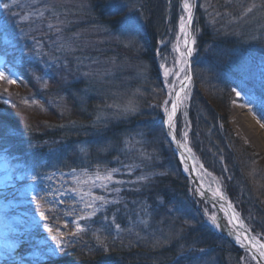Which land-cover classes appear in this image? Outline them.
Returning <instances> with one entry per match:
<instances>
[{
  "label": "trees",
  "instance_id": "trees-1",
  "mask_svg": "<svg viewBox=\"0 0 264 264\" xmlns=\"http://www.w3.org/2000/svg\"><path fill=\"white\" fill-rule=\"evenodd\" d=\"M45 2L49 5V0ZM54 2L52 0L50 5ZM113 2L86 0L87 7L58 4L59 18L68 16L70 22L58 29H48L47 24L53 21V17L44 15L40 19L43 26L28 28L26 47L25 44L20 49L15 45L4 46L10 60L7 67L16 83L0 79V151L12 164L16 163L23 177L75 168L81 166V160L84 165L100 163L118 169V165L124 162L114 161L116 156L124 157L133 165L139 163L138 167H145L147 162L154 166L156 155L150 161L149 156L138 154L143 139H137L132 144L134 150L128 153L116 140L125 133L126 137L135 136L140 130L146 132L147 137V126L153 119V109L147 98L141 99L139 106L143 104V107L131 113L126 112L110 92L114 90L125 96L140 89V94L150 93L143 81L158 78L159 52L167 47L166 39L173 41L169 37L177 32L180 0H120L126 5L120 12L112 11ZM196 4L192 26L196 44L187 108L189 119L184 122L182 113H179L176 132L179 137V130L185 124L190 128L188 146L205 168L220 175L224 173L221 168L232 172L229 183H222L226 184L224 195L246 220L249 230L263 238V230L250 215H261L264 201L257 197L255 189L259 186L249 174L256 167V176L264 178V161L255 162L258 167L253 163V159L259 158L252 156L249 147L233 135L227 116L233 88L256 100L264 99V58L261 56L264 54V0H197ZM13 15V10H9L7 21L11 24L14 23ZM129 15L139 18L142 24L131 41L120 30L124 18ZM58 37L68 39L63 43L71 45L74 52V55L70 53L71 68L66 66L61 76V73L46 71V62L39 65L42 58H28V55L39 52V49H33L40 44L49 54ZM29 39L35 44L31 46ZM51 50L57 59H62L57 52H71L54 46ZM102 60L111 63L105 68L100 65ZM34 66L39 68L40 85L47 78L48 83H53L47 90L39 88L38 79L33 78L31 68ZM106 69L109 75L115 74V83L105 75ZM82 71H86L84 76ZM89 75L92 77L88 81ZM32 89L39 90L36 93ZM49 90L53 94L49 95ZM23 93L30 95L31 99H38L41 109L47 105L48 116L42 114L44 116L39 119H29L23 115ZM158 115L163 119V111ZM82 145L86 147L85 152L81 151ZM157 156L161 161L155 163L153 171L150 169L145 173L146 180H133L117 186L120 190L117 191L114 211L117 222H124L126 217L133 219L136 206L147 211L151 222L145 228L147 242L114 240L105 247L73 242L61 252L62 259L68 264L78 260L82 264H187L190 257L197 254V251L188 253V249L195 246L219 250V254H213L216 260L219 264H228L223 249L245 253L204 222L198 204L210 203L193 193L194 186L189 176L183 173L172 147L165 145L162 154ZM172 160L176 164L175 173L167 169ZM146 168L150 167L146 165ZM157 171L160 173L156 174ZM237 199L245 202V207L252 213L237 204ZM124 209L130 210V216H123ZM260 217L264 219V214ZM158 224L162 229L172 231L169 236L164 235L161 243H156L152 234Z\"/></svg>",
  "mask_w": 264,
  "mask_h": 264
},
{
  "label": "rangeland",
  "instance_id": "rangeland-1",
  "mask_svg": "<svg viewBox=\"0 0 264 264\" xmlns=\"http://www.w3.org/2000/svg\"><path fill=\"white\" fill-rule=\"evenodd\" d=\"M193 1L194 0H192V2ZM207 1L208 0H206V2ZM51 2L52 0H49L48 5L45 0H0V49H2L3 46L15 45L16 43L19 45L20 48L21 46L23 47V44H25L26 47L28 34L30 33L28 31V28L32 30L40 26V19L44 15L48 17H53V21L47 24L48 29H51L53 27L58 29L64 23L70 22L71 19L68 16L67 18L64 17L65 19L59 18L58 10L56 8L58 4L64 5L72 3L75 6L77 5L78 7H84L87 5L86 0H55L52 6L50 5ZM5 3L10 5L8 9H4L2 7V5ZM181 3L182 0H180V4L178 5L177 32L173 37H169L173 38V41L166 39L168 42L167 47L162 51V53L159 52L158 78L153 79V81H143L145 82L143 86L149 87L150 93L140 94V89H138L137 92H132V94L130 93V95L126 93L125 96L124 94L122 95L120 92H116L114 90H111L110 92L111 95H115V99L118 100L120 105H123L122 108L124 110L126 108L135 109V111H128L131 113L136 112L140 107H143V104L139 106L140 103H142L141 99L145 97L147 98L149 105L153 109V119L148 123L147 126V129L149 128V133L147 137L146 132L140 130L139 133H137L135 136L133 135L131 137H126L127 135L125 133L123 134L124 136L122 135L121 137H117L116 140L117 143H119V145L121 146V149L124 150L125 153H128L134 150V148H132V144L136 143L137 139L140 141L143 139L142 144L138 147V154L141 156H149L150 161H152L153 156L156 155L154 160V166L156 162L160 163L161 161V158L157 155L162 154V150H164L165 145L169 144V141L166 139V129L164 128L165 117L163 116L162 119L159 117L158 114L160 111L164 112V102L166 100L171 101L172 99L169 97V86L174 85L175 89H177L180 83V80L177 79L175 76H171L166 79L163 76V69L160 67V65L165 64V66L171 70H178V66L176 65L175 61L179 58V56L178 53L174 51V47L179 43L181 51H183L182 38L180 41H177V36L179 35V16L183 14L180 9ZM9 10H13V14L15 15H13V24L7 21V18L9 16ZM60 11L61 9L59 10V12ZM170 33H168V36L170 35ZM30 40L31 39H29V41ZM66 40L68 39H65L64 37H58V41H55L52 45V47L54 46L62 51H71L68 53H61V51L59 53L57 52V56H60L62 59H57V57L53 53V50H51L52 47L50 48L48 54V52H46L42 48V44L38 45V47L36 45V48H34L33 50L35 51L39 49V52H35V55H28V58H42V60L39 61V65H41L43 62H46L44 64L46 71L50 70L52 74L61 73V76L62 72L64 73L66 71L64 69L66 66H70V68L72 66L69 63V60L72 58V56H70V53H73L74 55V52L71 50L72 46L67 44V42L63 43V41ZM60 42L61 44H59ZM29 44H31L32 46L35 43L32 40L29 42ZM261 56L264 58V54H261ZM192 58L193 55L190 59ZM110 63L111 62H108V60H102L100 65H104L105 67ZM75 66L77 65L75 64ZM70 70L72 71V69ZM107 70L108 69L105 70L107 73L105 75H107V78H109L111 82L114 81L115 83V74L110 73L109 75V72ZM31 71L33 73L34 79H37V77L40 78L39 68L37 66L32 67ZM54 71L56 73H53ZM85 73L86 71H82L83 76L85 75ZM91 77V75L88 76V81ZM40 81L41 79H38L37 84L39 88H45V90H47L50 84H53L48 83V78L45 79L44 83H42L41 85ZM4 85L7 86L6 83H4ZM81 86L84 87L85 84H82ZM111 86H113V84ZM38 90L39 89H35L33 91L36 92ZM233 90L235 91L228 107V126L233 132V135L240 138V140L249 147L252 156H256L259 158L255 160L253 159V163L256 165L258 160L264 161V150L256 149L240 133L236 132L233 124L234 119L232 113V104L234 102L246 104L249 108V111L252 112L257 118V121L261 124H264V119H261L260 115L264 114V99L256 100L250 94L242 92H240L241 95L238 97L236 96V92L238 90L235 88H233ZM33 91L30 90L29 92ZM86 91L87 90H85L84 92ZM49 92V95L53 94V92H51L50 90ZM78 98L80 97L78 96ZM64 100L67 99L64 98ZM36 102L38 103L36 104ZM188 102L189 98H185L183 96V101L180 106V110L182 113V120L184 122L188 121L189 119L187 108L189 107L190 102ZM40 104L41 103L38 99H31L30 95H28L27 93L22 94L21 109H23V115H25L27 118L39 119L42 114H44L45 117L48 116L49 107L44 104V107L41 109ZM169 106L170 102L168 104V107ZM189 129L190 128H188V126H186L185 124L181 128V130H179V138L184 144L187 145L188 148L189 146L186 141H188L190 131ZM185 132L188 133L187 138H185L184 136ZM164 139L166 141H164ZM163 141L164 144H162ZM81 147L84 149L83 152H85L86 147L84 145H82ZM51 148L53 147L51 146ZM79 154L82 153L79 152ZM2 155L3 153L0 151V200H5V202H7L9 206H7L6 210H4V206L2 205V203H0V210L3 211L1 212V218L4 220L3 223H0V264H68L66 260L62 259L60 255L61 253L56 256H52L48 252L49 249L56 248V241L52 239V236H60L61 233V239L63 240L65 249H67L68 246H71L73 242H80L83 244H87L91 247H105L109 243L111 244L114 240H126L135 243L137 242V240L140 239V243L147 242L145 228H147L151 224V222H149L150 217L148 212L145 211L141 206H136V210L134 212L135 217L132 219L131 217H126V215L124 216V214L130 216V210L124 209L123 216L126 217L124 219V222H117L115 220L114 211L117 202L116 189L119 184L109 182L107 189H104L100 188L97 185H93L90 182V178H94L97 174L102 176L107 175L108 172H111L113 169L116 168H109L105 164L100 163L92 164L90 166L87 164L84 165L85 162L81 160V166L67 170L57 169L55 171L53 170V172L37 175L36 180H39V183L31 190H20L19 192L13 195H7L5 194V189H10L14 186L22 185L32 179L29 178L23 181V179L21 178L22 173L13 172L14 170H11V168L8 167L9 164L7 163V161H5V158ZM192 156L194 158L195 166L198 170L199 180L201 181V177H203L204 186L212 192H214L215 189L220 188L221 192L223 193V198L229 204H231L234 210H236L235 206L229 201V199L226 198L223 192L224 185L229 183L230 178L233 177L232 172L228 169L221 168V172L224 170L223 175L216 174L210 169L205 168L204 165L194 157L193 153ZM165 157L167 156L165 155ZM216 158L221 161V158ZM115 160H118L119 163H124L118 165L119 171L113 173V180H122L128 183H132L133 180H138L139 177L144 176L145 173H148L150 169H152V171L154 170V166L150 162H147L146 164L150 168H146V165L145 167H138V161H136V163L138 164H130L124 157L116 156V158H114V161ZM82 165H84V167ZM174 167H176V164L172 160L168 163L167 169H171L172 173H175L176 169ZM182 167L183 171L189 175L191 183L194 186L193 193H195L197 198L203 197L197 193L196 189L198 187H196L192 176H190L189 170L185 171L184 163H182ZM73 169H75V172L72 171ZM31 171H33V168ZM255 171L256 167L252 168L249 176L254 179V184L259 186L255 189L256 195H259L257 197L261 198L262 201H264V178L257 177V173ZM157 173L160 172L157 171L156 174ZM223 182H225L226 184H222ZM52 186L58 187L57 193L45 196V194L42 192L43 189ZM237 193L240 197V192ZM93 196H104L105 199L110 201V203L101 207L100 202L96 201L94 207L100 208V211L96 212V214L90 219L78 220V217L87 216L88 213L93 211V209L86 207L88 203H92ZM236 202L239 205L242 204V207L244 206V210L246 212H250V209L247 208V206L245 207L244 205L246 203H243L241 199H237ZM262 204L263 210L261 215L264 214V202H262ZM198 207L199 214L204 218V222L207 224V226L219 235L223 234L224 230L221 227L216 228L215 226H213L210 220V218L215 215L217 217L218 223L220 224V213L216 205H213L212 203L210 205L202 203L198 204ZM41 211H43L45 216L48 217L47 220H45L44 217L40 215ZM236 213L243 226L246 228L247 231L250 232L246 220L239 215L237 210ZM261 215L258 216V214L252 213V215H250V218L253 222H256L257 226L264 232V228H262V218L260 217ZM225 219L229 221L226 215ZM74 221H77L84 230L77 233L76 223H74ZM46 224L53 228V232H49L47 230V228L45 227ZM116 224L120 225L119 229L115 227ZM159 227V224L155 225V228L152 231L156 243H161L163 241L164 235L169 236L172 232H169L168 229L166 230ZM56 228L60 229V233L55 232ZM250 234L264 245V237H257L251 232ZM225 235L227 234L225 233ZM227 236L230 239L234 240V238H232L229 234ZM87 245L86 248H89ZM195 251H197V254L193 257H190L187 264H219L215 256L213 255L219 254V250H209L207 248H197L195 246H191L188 249V253ZM222 251L223 256L228 264H258L252 254L246 250H243L245 252L244 254H238L237 252H231L226 249H223ZM82 263V261L78 260L77 262H72L71 264ZM96 264H103V262Z\"/></svg>",
  "mask_w": 264,
  "mask_h": 264
},
{
  "label": "snow or ice",
  "instance_id": "snow-or-ice-1",
  "mask_svg": "<svg viewBox=\"0 0 264 264\" xmlns=\"http://www.w3.org/2000/svg\"><path fill=\"white\" fill-rule=\"evenodd\" d=\"M4 9H8L10 7L9 4L5 3L2 5ZM126 7V5H123L120 3V0H114V2L111 4V9L113 12H120L123 10V8ZM197 7V4L192 2V0H182V3L180 5L181 12L183 13L182 15L179 16V35L177 36V41H180L182 38L183 41V51H181L179 43L174 47V51L178 53L179 58L175 61L176 65L178 66V70H171L168 67L165 66V64H161L160 67L163 69V76L167 79L171 76H175L177 79L180 80L179 83V91L175 89L174 85H170V90H169V97L172 98L171 101L166 100L164 102V112L166 113V121L165 124L168 128V133L172 139L173 142L177 144V147L180 149L185 150L188 155L191 154V148H188L186 144H181L179 141L176 140V135H175V125H174V118L177 115V112L180 109V104H181V93L184 94L185 98L190 99V89L189 85L192 83V76H191V62L190 58L192 57L195 48L194 45L196 44V37L193 34L192 26H193V21H194V9ZM251 11V9H249ZM142 28V24L139 20V18H136L134 16H127L124 18L120 30L123 31L125 34H127L128 39L131 41L133 39V36L135 33H137L140 29ZM161 43H165L164 41H161ZM163 59V56H162ZM183 74V75H182ZM182 76V78H181ZM6 77L4 76V73L0 71V79H5ZM39 79V77H37ZM8 82L10 84H15L16 80L8 78ZM235 91V90H234ZM240 92H236V96H240ZM169 102L171 103L170 108L168 107ZM125 111H135V109H125ZM260 114V113H258ZM186 115V113H185ZM261 119H264V114H260ZM185 138H187L188 133H184ZM81 151H84L81 149ZM181 162L184 163L185 165V171H188V163H187V157L184 154V151L181 152ZM202 167V165H201ZM193 170H195V166L193 165ZM75 172V169L72 170ZM119 171L118 169H113L111 172H108L107 175H99L97 174L94 178H90V182L93 185H97L100 188L107 189L108 183H114V184H123L126 183L125 181L122 180H113V173ZM31 179L35 181L37 179L36 176H32ZM139 180H146L147 177L141 176L138 178ZM203 189V177H201V187L197 188L196 191L200 196H204V191ZM120 189H116V191H119ZM213 196L223 198V193L221 192L220 188L215 189V191L212 193ZM91 195V194H90ZM96 201L100 202L101 207L104 205H107L110 203L107 199H105L104 196H93L92 198V203H88L86 205L87 208L93 209L92 212L88 213L87 216H82L78 217V220H87L90 219L92 216L96 214V212L100 211V208L94 207V204ZM229 207H231V204H229ZM41 216L44 217L45 220L48 219L47 216H45L44 212L41 211L40 213ZM236 219L235 214H233L230 219H229V224H233V220ZM211 223L213 226L216 228H220L221 225L218 223L217 217L213 215L211 218ZM76 223V232H81L84 229L81 227V225L77 222ZM47 230L49 232H53V228L49 225H45ZM115 227L117 229L120 228L119 224H116ZM233 227H243L242 222L237 221L236 224H233ZM56 233H60V229L56 228L55 229ZM75 234V233H74ZM235 235L236 242L240 245L241 248H248L251 247L255 249L257 246L256 244L252 243L251 240H249L247 237H245L242 233H233ZM62 233L60 236L53 235L52 239L56 241V248L55 249H49L48 252L52 256H56L61 252L65 251V245L63 243V240L61 239ZM247 241V242H246ZM102 243V242H101ZM259 253L261 257H264V245H260L259 247Z\"/></svg>",
  "mask_w": 264,
  "mask_h": 264
},
{
  "label": "bare ground",
  "instance_id": "bare-ground-1",
  "mask_svg": "<svg viewBox=\"0 0 264 264\" xmlns=\"http://www.w3.org/2000/svg\"><path fill=\"white\" fill-rule=\"evenodd\" d=\"M176 90L179 91V88ZM183 96H184V94L181 93V97H180L181 104L183 101ZM181 104H180V106H181ZM170 106H171V103H170ZM170 106H169V108H170ZM232 113H233V119H234L233 124H234V128H235L236 132L240 133L256 149H263L264 150V124H261L257 121V118L254 116V114L252 112L249 111V108L246 104L234 102L232 104ZM174 131H175V129H174ZM175 135H176V133H175ZM169 139L172 142V144L174 145L176 151L178 152L180 160H181V152L184 151V154L187 157V163H188L190 175L193 176V178H194L193 181L195 182L196 187L200 188L201 187V181L199 180L198 170L195 166V162H194V158H193L192 154L188 155V153L185 150L178 148L177 144L172 141L170 136H169ZM176 140L179 141L181 144H184L177 137H176ZM193 165L195 166V170H193ZM38 183H39V180L28 181L22 185L14 186L10 189H5L4 191H5V194H7V195H13V194L19 192L20 190H31ZM57 188L58 187H56V186L47 187L44 189L43 192L45 194H53L54 192H57V190H58ZM202 190L204 191L205 194L203 197H201L199 199L204 200L206 198L207 194L213 198L212 200H214V203H215V205H216V207L220 213L221 224H222L224 233H226L227 235L229 234L232 238H234V240H236V239H235V235L233 233H242L245 237H247L249 240H251L252 243L256 244L257 247L255 249H253L251 247H248V248H250L252 251L255 252L256 258L258 259V263L264 264V257H261L260 253H259V247H260V245H263V244H261L255 238H253V236L246 230V228L244 226L242 228H240V227L234 228L233 227V224H236L237 221H240L239 217H238L236 211L233 209V207L232 206L229 207V203L224 198H219V197L213 196V194H212L213 192L211 190H209L208 188H206L204 186V184H203ZM0 203H2V205L4 206V210H6L7 206H9V204H7V202H5V200H3V199L0 200ZM1 212H3V211L0 210V223H3L4 220L1 218ZM233 214H235L236 219L233 220V224H229V221H227L225 219V215L228 217V219H230V217Z\"/></svg>",
  "mask_w": 264,
  "mask_h": 264
},
{
  "label": "water",
  "instance_id": "water-1",
  "mask_svg": "<svg viewBox=\"0 0 264 264\" xmlns=\"http://www.w3.org/2000/svg\"><path fill=\"white\" fill-rule=\"evenodd\" d=\"M206 197H207L209 200H211V198H210V197H208V195H206Z\"/></svg>",
  "mask_w": 264,
  "mask_h": 264
}]
</instances>
